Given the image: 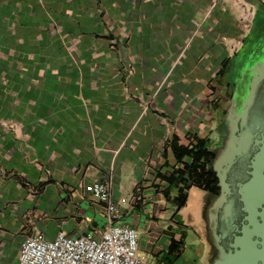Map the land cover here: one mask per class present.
Masks as SVG:
<instances>
[{
	"label": "crops",
	"instance_id": "obj_1",
	"mask_svg": "<svg viewBox=\"0 0 264 264\" xmlns=\"http://www.w3.org/2000/svg\"><path fill=\"white\" fill-rule=\"evenodd\" d=\"M259 5L0 0V264H18L23 240L38 235L126 225L147 259L180 240L174 227L204 229L183 209L207 192L189 187L178 209L182 151L223 142L221 75ZM96 182L116 205L109 223L89 192Z\"/></svg>",
	"mask_w": 264,
	"mask_h": 264
},
{
	"label": "flooded vegetation",
	"instance_id": "obj_2",
	"mask_svg": "<svg viewBox=\"0 0 264 264\" xmlns=\"http://www.w3.org/2000/svg\"><path fill=\"white\" fill-rule=\"evenodd\" d=\"M246 41L247 39L224 69V74L229 77V82H226V88L229 91L225 98V107L226 110L234 107L238 127L237 137L239 142H244L246 149L243 159L228 170L224 167L221 170V174L225 175V183L232 189L233 194L227 205L216 210L214 221L215 231L220 236V243L227 254L231 252L228 244L231 242L232 236L235 235V228L240 227V222L245 216L241 211L239 197L236 194V184L248 179L250 158L257 151L255 143L264 137V69L255 73L247 72L263 57L264 41L258 44L255 49H251L247 54L241 56L237 63L233 62V59L242 52ZM229 85L230 87H228ZM213 173L217 192L214 195L209 194V202L203 213L206 239L213 251L209 264H214L222 259V254L214 247V240L209 228L208 209L220 193L219 179L216 173ZM181 253L182 251L170 256L167 251L153 252L150 250L147 254L148 258H145L146 264H198L190 258L183 259Z\"/></svg>",
	"mask_w": 264,
	"mask_h": 264
},
{
	"label": "water",
	"instance_id": "obj_3",
	"mask_svg": "<svg viewBox=\"0 0 264 264\" xmlns=\"http://www.w3.org/2000/svg\"><path fill=\"white\" fill-rule=\"evenodd\" d=\"M264 69V55L247 72L255 73ZM226 136L221 148L215 154L212 170L219 179L220 193L208 209L209 228L214 240V247L222 254V259L214 264H264V137L255 146L257 151L251 156L248 179L236 184V194L239 197L241 211L245 214L240 227L235 228L228 247L230 253H225L220 243V236L215 231L214 214L216 210L227 205L233 191L225 183V175L221 174L224 167L227 170L245 156L244 142L237 137V119L234 107L225 110Z\"/></svg>",
	"mask_w": 264,
	"mask_h": 264
},
{
	"label": "built area",
	"instance_id": "obj_4",
	"mask_svg": "<svg viewBox=\"0 0 264 264\" xmlns=\"http://www.w3.org/2000/svg\"><path fill=\"white\" fill-rule=\"evenodd\" d=\"M93 200L105 205L108 223L117 218L108 186L96 182L89 188ZM124 198L118 201L124 205ZM18 264H146L138 256V236L126 225H108L99 236L70 237L59 232L52 240L27 237L20 245Z\"/></svg>",
	"mask_w": 264,
	"mask_h": 264
},
{
	"label": "rangeland",
	"instance_id": "obj_5",
	"mask_svg": "<svg viewBox=\"0 0 264 264\" xmlns=\"http://www.w3.org/2000/svg\"><path fill=\"white\" fill-rule=\"evenodd\" d=\"M247 35V41L243 46L242 52L233 59V62L237 63L241 56L247 54L251 49H255L258 44H261L264 41V7L259 5L256 15L254 16V20L252 21L251 25L249 26V33ZM225 69V67H224ZM222 84L226 87V82H229V77L224 74V70L221 75ZM230 87V85L228 86ZM225 98L228 93V88H226ZM226 110V108H225ZM224 113V112H223ZM225 116V113H224ZM214 145V144H213ZM222 145V143H221ZM221 145L215 144V150H213V154L218 153V150L221 148ZM214 159V158H213ZM213 159L210 164V168L212 169ZM213 171V170H212ZM202 196V194H200ZM204 195V197H194L189 195L186 205L183 209V212L186 213L184 217V222L189 217L194 219L193 225L198 227L200 221L203 220V208L206 203L209 202L208 196ZM186 219V220H185ZM199 222V223H198ZM189 228H173V232L180 233V239L182 240L183 250L181 253V257L183 259H192L193 261L197 262L198 264H209L210 258L213 256V251L211 249V253L208 249H210V245L206 239V234L204 229H200L199 227L195 231ZM209 247V248H208Z\"/></svg>",
	"mask_w": 264,
	"mask_h": 264
},
{
	"label": "trees",
	"instance_id": "obj_6",
	"mask_svg": "<svg viewBox=\"0 0 264 264\" xmlns=\"http://www.w3.org/2000/svg\"><path fill=\"white\" fill-rule=\"evenodd\" d=\"M177 150L174 149V155L178 157ZM182 155L190 158L188 165L183 166L184 172L187 173L184 179H181L180 193L178 197V209L183 207L185 202L186 190L193 186L199 190L214 195L217 192L216 180L210 164L214 158L213 152L203 150L201 145L196 144L194 150L184 149ZM183 173V172H182ZM180 246H182V240L174 241L170 240L167 253L170 256H174L179 253Z\"/></svg>",
	"mask_w": 264,
	"mask_h": 264
}]
</instances>
